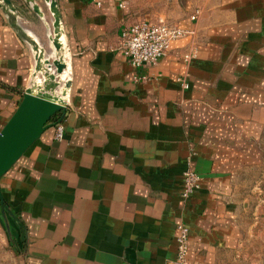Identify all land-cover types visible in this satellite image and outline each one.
Masks as SVG:
<instances>
[{
    "label": "crops",
    "instance_id": "1",
    "mask_svg": "<svg viewBox=\"0 0 264 264\" xmlns=\"http://www.w3.org/2000/svg\"><path fill=\"white\" fill-rule=\"evenodd\" d=\"M57 1L68 64L57 92L71 80L65 136L47 128L0 179L26 264H165L180 220L190 264L239 252L264 168V0H208L171 19L186 34L139 68L122 29L152 18L133 0ZM13 2L17 26L0 1V129L44 79L25 33L57 54L49 3L36 0L40 14ZM189 160L201 186L184 198Z\"/></svg>",
    "mask_w": 264,
    "mask_h": 264
},
{
    "label": "water",
    "instance_id": "2",
    "mask_svg": "<svg viewBox=\"0 0 264 264\" xmlns=\"http://www.w3.org/2000/svg\"><path fill=\"white\" fill-rule=\"evenodd\" d=\"M4 9L9 13L11 22L17 26L18 9L13 0H0ZM54 14V35L52 42L56 49L53 59L45 56V48L38 39L31 34L25 33L31 42L36 57V73L41 71L44 79L34 82L23 92V98L16 110L0 130V179L25 153V151L42 135L49 127L62 121L67 112V103L64 96L71 85V80H66L60 93L57 88L60 80L57 76L65 71L67 62L64 56V40L62 38L63 28L61 22V11L57 0H46ZM34 10L43 14L36 0H27ZM55 72L51 71V67ZM35 73V75H36ZM60 113L58 120L53 116ZM0 201L3 216L10 227L9 214L12 213L0 186Z\"/></svg>",
    "mask_w": 264,
    "mask_h": 264
},
{
    "label": "rangeland",
    "instance_id": "3",
    "mask_svg": "<svg viewBox=\"0 0 264 264\" xmlns=\"http://www.w3.org/2000/svg\"><path fill=\"white\" fill-rule=\"evenodd\" d=\"M134 4L150 18L172 21L175 18L197 10L208 0H133ZM172 19V20H171ZM155 20V19H154ZM264 148V138L262 140ZM259 182L255 194L256 212L252 213L246 225V239L239 252L226 253L218 264H264V168L255 173ZM1 203V201H0ZM0 205V264H26L27 237L20 228L14 233L7 224Z\"/></svg>",
    "mask_w": 264,
    "mask_h": 264
},
{
    "label": "built area",
    "instance_id": "4",
    "mask_svg": "<svg viewBox=\"0 0 264 264\" xmlns=\"http://www.w3.org/2000/svg\"><path fill=\"white\" fill-rule=\"evenodd\" d=\"M100 4V0H96ZM193 14L192 18H196ZM187 30L173 21L164 19H138L122 29L121 49L130 58L132 65L136 68L148 64L157 63L166 53L170 41L173 38L181 37ZM194 55V50L187 53V59ZM184 85H187L185 81ZM1 130V129H0ZM66 132L64 121L55 124L54 136L56 139H63ZM184 187L182 196L189 198L201 186V174L195 169L191 160L184 171ZM190 226L184 220L177 223V253L165 264H190L189 258Z\"/></svg>",
    "mask_w": 264,
    "mask_h": 264
},
{
    "label": "trees",
    "instance_id": "5",
    "mask_svg": "<svg viewBox=\"0 0 264 264\" xmlns=\"http://www.w3.org/2000/svg\"><path fill=\"white\" fill-rule=\"evenodd\" d=\"M59 116H60V113L54 115V116H53V120H58Z\"/></svg>",
    "mask_w": 264,
    "mask_h": 264
}]
</instances>
